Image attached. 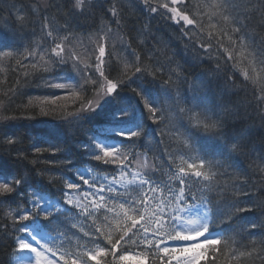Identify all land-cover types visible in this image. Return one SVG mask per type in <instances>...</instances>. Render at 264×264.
I'll use <instances>...</instances> for the list:
<instances>
[{
	"label": "snow or ice",
	"instance_id": "6c2138e0",
	"mask_svg": "<svg viewBox=\"0 0 264 264\" xmlns=\"http://www.w3.org/2000/svg\"><path fill=\"white\" fill-rule=\"evenodd\" d=\"M0 5L4 264L264 262V0Z\"/></svg>",
	"mask_w": 264,
	"mask_h": 264
},
{
	"label": "trees",
	"instance_id": "16d2710c",
	"mask_svg": "<svg viewBox=\"0 0 264 264\" xmlns=\"http://www.w3.org/2000/svg\"><path fill=\"white\" fill-rule=\"evenodd\" d=\"M0 15L3 17L5 16L4 12H0ZM3 79H0L2 81ZM33 91V89H31ZM36 90V89H35ZM34 90V91H35ZM3 86H0V103H4L3 100ZM51 128V123L46 120H39L35 122H22L20 124H13L9 126V131L12 132H26L28 134L32 133H41L44 132V130H48ZM62 138V137H61ZM8 251L6 248L0 246V264H4V262L8 259ZM256 264H264V262L257 260Z\"/></svg>",
	"mask_w": 264,
	"mask_h": 264
},
{
	"label": "bare ground",
	"instance_id": "6f19581e",
	"mask_svg": "<svg viewBox=\"0 0 264 264\" xmlns=\"http://www.w3.org/2000/svg\"><path fill=\"white\" fill-rule=\"evenodd\" d=\"M4 7H6V5H0V8H4ZM4 13H5V16H4V18L6 19L7 17H8V13H7V11H3ZM0 23H3V21L2 20H0ZM0 79H4V77H3V75H0ZM35 89H33V91L30 89L29 90V93L31 94V93H33V92H37L38 90H35ZM44 132H45V130H44ZM41 133H43L42 131H41Z\"/></svg>",
	"mask_w": 264,
	"mask_h": 264
}]
</instances>
